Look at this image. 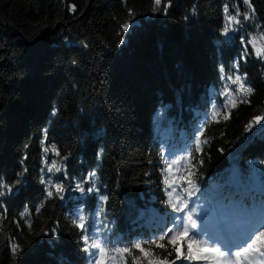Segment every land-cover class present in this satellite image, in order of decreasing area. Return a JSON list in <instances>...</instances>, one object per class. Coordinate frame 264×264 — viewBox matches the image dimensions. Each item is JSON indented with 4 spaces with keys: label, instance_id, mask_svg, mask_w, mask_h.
<instances>
[{
    "label": "trees",
    "instance_id": "16d2710c",
    "mask_svg": "<svg viewBox=\"0 0 264 264\" xmlns=\"http://www.w3.org/2000/svg\"><path fill=\"white\" fill-rule=\"evenodd\" d=\"M252 4L226 37L224 7L249 11L243 0H0V183L22 180L0 197V264H90L79 215L110 247L151 239L182 215L166 203L163 161L189 151L191 201L211 217L229 197L264 200V120L246 128L264 117V59L251 46L241 58L243 42L264 33V0ZM234 72L254 91L225 120V85L237 86L222 75ZM200 130L207 143L196 151ZM45 158L62 171L48 172ZM93 171L84 187L99 191H74ZM48 180L64 184L63 199L47 197Z\"/></svg>",
    "mask_w": 264,
    "mask_h": 264
},
{
    "label": "snow or ice",
    "instance_id": "6c2138e0",
    "mask_svg": "<svg viewBox=\"0 0 264 264\" xmlns=\"http://www.w3.org/2000/svg\"><path fill=\"white\" fill-rule=\"evenodd\" d=\"M162 0H154L156 6L161 5ZM243 4L247 6L249 11L241 12L237 7L234 13L229 11L227 5L224 7L225 23L222 28V34L228 36L230 32L238 31L239 26L244 21L249 20L255 14L252 0H243ZM71 10L76 11L75 5ZM155 10V8L153 9ZM166 11V9H165ZM242 18V19H241ZM123 30L128 29V24L121 26ZM264 33L260 36L252 35L247 41L243 42L244 55L242 59L249 55L248 48L251 46L252 54L257 58L264 59ZM238 72L240 63L236 61L233 65ZM223 73V67H221ZM234 72L227 75L226 78L232 85H236V89L225 85L223 93L227 98L225 104V113L223 118H229L231 108H235L238 103H248L247 97L250 96L254 89L247 86L246 75L241 76ZM221 115L219 110L213 111L211 117L215 120ZM264 120L262 116L253 118L246 128L250 130L254 124L259 125ZM45 139L47 138V130H44ZM203 130H200L199 136L194 138V146L196 151H202V144L207 143L202 140ZM44 153L49 152L48 147H44ZM51 151L56 156H60V152L55 145L51 146ZM193 153L187 152L186 157L178 160L176 158L165 159L163 163L165 168L162 173L165 176L164 183L166 185V195L168 197L166 203L173 212L182 215L170 217V227H164L148 240H137L128 246L119 247L109 246L106 237H102L97 229L89 234V225L85 221L83 215H79L73 223L81 230V240L83 241V251L88 253L90 264H128L127 257L132 256L134 250H138L141 257L147 261V264H176L177 261L203 262V264H264V200L257 204L254 199L237 200L229 197L227 204L217 203L214 207L218 214L214 213L212 222H209L207 216L208 209L198 211L197 207L191 205V197L199 191L196 180L192 177L194 173L185 167L184 162H190L193 159ZM63 159H67L64 157ZM45 165L48 172H61L62 167L57 165V161L51 163L45 158ZM202 163V161H200ZM189 167H195L190 165ZM24 171H27L26 169ZM173 172L176 173L173 176ZM186 172V175L181 173ZM23 174L21 173V176ZM96 178L95 171L91 172L85 181L76 183L74 191L84 193L85 191L98 192L99 189L92 183L87 189L84 184ZM48 185L47 197L54 195L63 199V193L67 190L63 183H53L51 180L42 181ZM22 180L17 177L11 184L0 183V197L12 194L17 185ZM101 200L106 201L107 196H101ZM211 206V205H210ZM209 206V207H210ZM43 207V205H41ZM6 214L7 209L0 203ZM39 209H37L38 211ZM201 211L203 215H201ZM100 215V212H97ZM30 226V225H29ZM55 232V230H53ZM171 246V251L167 256L160 258L156 256L154 248L167 250ZM11 252L13 258L19 251H22L19 244L11 241ZM175 253L174 259H169ZM132 264H140L137 257L132 256Z\"/></svg>",
    "mask_w": 264,
    "mask_h": 264
},
{
    "label": "rangeland",
    "instance_id": "374dc122",
    "mask_svg": "<svg viewBox=\"0 0 264 264\" xmlns=\"http://www.w3.org/2000/svg\"><path fill=\"white\" fill-rule=\"evenodd\" d=\"M238 181V179H237V175L236 174H234L233 175V182H237ZM257 186V184L255 185V187ZM252 188H253V186H252ZM192 203L194 204V205H197L198 204V206H196L197 207V209H198V211H200L202 208L200 207V204H199V199H194L193 201H192ZM201 215H203V212L201 211ZM208 218H209V222L211 223L212 222V220H211V217H209L208 216ZM180 263V261H177L176 262V264H179Z\"/></svg>",
    "mask_w": 264,
    "mask_h": 264
}]
</instances>
